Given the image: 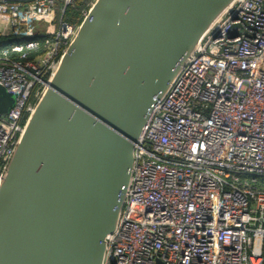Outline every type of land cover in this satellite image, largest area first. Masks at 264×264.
<instances>
[{
    "label": "built area",
    "instance_id": "obj_1",
    "mask_svg": "<svg viewBox=\"0 0 264 264\" xmlns=\"http://www.w3.org/2000/svg\"><path fill=\"white\" fill-rule=\"evenodd\" d=\"M71 0H64V6ZM62 11V10H61ZM87 14V13H86ZM54 0L0 2L9 36L0 87V182L76 26ZM86 16V15H85ZM52 26H47L50 34ZM8 36V37H9ZM38 36L48 37L43 53ZM11 53H22L16 60ZM264 0H235L214 22L156 103L134 161L103 264H264Z\"/></svg>",
    "mask_w": 264,
    "mask_h": 264
},
{
    "label": "water",
    "instance_id": "obj_2",
    "mask_svg": "<svg viewBox=\"0 0 264 264\" xmlns=\"http://www.w3.org/2000/svg\"><path fill=\"white\" fill-rule=\"evenodd\" d=\"M234 1H94L0 182V264H103L134 145L183 63ZM12 105L0 87V114Z\"/></svg>",
    "mask_w": 264,
    "mask_h": 264
},
{
    "label": "trees",
    "instance_id": "obj_3",
    "mask_svg": "<svg viewBox=\"0 0 264 264\" xmlns=\"http://www.w3.org/2000/svg\"><path fill=\"white\" fill-rule=\"evenodd\" d=\"M93 2V0H73L65 9L63 13L62 20L70 25L76 26L79 25L82 18V11L87 10L88 6ZM55 14H58L60 17V11L64 7V0H54ZM48 37L38 36L40 46L35 50H24L25 60H32L35 57L43 53V43ZM25 39H15L14 37H0V49L4 47H9L11 43L25 42ZM22 53H11L10 56L16 60H23L20 58ZM259 188L264 189V183L260 182Z\"/></svg>",
    "mask_w": 264,
    "mask_h": 264
},
{
    "label": "rangeland",
    "instance_id": "obj_4",
    "mask_svg": "<svg viewBox=\"0 0 264 264\" xmlns=\"http://www.w3.org/2000/svg\"><path fill=\"white\" fill-rule=\"evenodd\" d=\"M72 1L73 0H71V2L70 3H72ZM94 1L95 0H93V2L88 6V9L87 10H83L82 11V18H81V21L83 20V18L85 17V15H86V13L88 12V10L90 9V7H91V5L94 3ZM69 3V4H70ZM69 4H67L66 6H64L61 10L62 11H60V17L58 18V14H55V16H54V20L51 22V23H45V22H42V23H39L38 25H37V28H38V32H39V34H45L46 36H48L49 38L50 37H52V33L55 31V29H56V27H57V25H58V20L59 19H62L63 18V13H64V9L69 5ZM47 26H52V29L50 30L51 32H50V34H49V32L47 33L46 32V28H47ZM78 25H76V27H77ZM44 44V43H43Z\"/></svg>",
    "mask_w": 264,
    "mask_h": 264
},
{
    "label": "crops",
    "instance_id": "obj_5",
    "mask_svg": "<svg viewBox=\"0 0 264 264\" xmlns=\"http://www.w3.org/2000/svg\"><path fill=\"white\" fill-rule=\"evenodd\" d=\"M9 36V25L7 19L0 18V37Z\"/></svg>",
    "mask_w": 264,
    "mask_h": 264
},
{
    "label": "bare ground",
    "instance_id": "obj_6",
    "mask_svg": "<svg viewBox=\"0 0 264 264\" xmlns=\"http://www.w3.org/2000/svg\"><path fill=\"white\" fill-rule=\"evenodd\" d=\"M46 89H47V87H46ZM46 89H45V91H46ZM45 91H44V92H45ZM43 94H44V93H43ZM41 97H42V96H41ZM34 110H35V109H34ZM34 110H33V111H34ZM32 113H33V112H32Z\"/></svg>",
    "mask_w": 264,
    "mask_h": 264
}]
</instances>
